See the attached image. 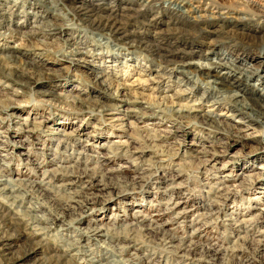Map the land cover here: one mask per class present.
<instances>
[{
	"label": "rangeland",
	"instance_id": "1",
	"mask_svg": "<svg viewBox=\"0 0 264 264\" xmlns=\"http://www.w3.org/2000/svg\"><path fill=\"white\" fill-rule=\"evenodd\" d=\"M13 1L0 0V5L11 6H0V31L18 33L0 43L11 45L13 40V45L34 50L21 58L28 64L21 68L35 80L39 74L52 77L42 83L24 79L30 84L25 89L0 80V166L9 165L7 171L0 169V180H25L45 203L29 210L39 205L30 195L21 206L9 207L11 200L2 197L0 205L6 202L7 212L20 217L17 212L43 219L53 217L49 210L62 215L41 222L45 232L33 228L37 236L45 235L44 241L16 264L36 263L50 249H65V242L76 241L65 256L74 264H264V149L256 151L264 147V128L255 123L246 128L242 115L230 112L227 102L215 104L223 97L209 96L204 82L210 84L211 76L180 73L218 62V54L228 48L235 65L241 60L243 67L257 68L251 83L260 80L264 86V23L240 21L233 14L192 27L185 17L155 2L135 12L138 7L129 8L127 0H62L64 10L59 12V6L54 13L65 20H71L73 11L129 14L124 23L128 37L106 40L105 31H83L76 21L63 35L42 37L32 35L36 29L31 28L38 18L34 13H46L42 4L32 0L12 7ZM213 1L229 9L252 5L264 11V0ZM50 14L49 20L62 23ZM132 41L134 48H129ZM75 45L90 50V55H78L84 62L76 65L68 61L77 57L66 56ZM7 54L9 49L2 55ZM20 63L11 66L19 69ZM3 66L0 62V71ZM94 72L105 73L111 92L95 81ZM224 78L226 85L231 83L232 78ZM243 80L232 83L224 95L255 93ZM127 99L138 103H123ZM11 100L14 106L5 108ZM105 104L121 108L104 113L99 106ZM178 106L198 112L181 119L170 113ZM86 228L100 233L87 237ZM162 235L166 239L159 241ZM28 246L26 237H20L8 254L21 255ZM0 264H7L1 254Z\"/></svg>",
	"mask_w": 264,
	"mask_h": 264
},
{
	"label": "bare ground",
	"instance_id": "2",
	"mask_svg": "<svg viewBox=\"0 0 264 264\" xmlns=\"http://www.w3.org/2000/svg\"><path fill=\"white\" fill-rule=\"evenodd\" d=\"M30 1H32V0H15V1H13L12 7H15L16 5H18L20 3L31 4ZM33 1L34 2L36 1L35 3H38L39 5L42 4L41 6L45 8L46 13L44 12L45 14L41 15L40 17H39V15H37V13H34L35 17L38 16V18H36L37 20H35V23L31 27L33 29H36L35 33H32V35L36 34V35H40L42 37L48 36V35H54V34H58V33L63 35L64 34L63 30L68 29L70 26V23L72 25L76 21V22L80 23V25H78V26H80L81 30H83V31L86 29L95 30V31H105L106 32L105 33L106 40L112 39V41H114V42H119V41L123 42L124 39L128 37V35L124 31L125 30L124 23L127 22L128 19L130 18L128 16L129 14L126 15L123 13L124 14L123 15L120 12L116 13V12L112 11L113 9L112 10L110 9V11H108V13L102 12V14H105V15H102L99 13H95V14L91 15L92 13L90 14V12H86L87 14L90 15V16H88L84 12H82L81 14H77L76 12L73 11V14L71 16V20H65L61 16V13H62L61 11L64 10V2L62 0H33ZM127 1L130 3L128 5L129 8L132 5H135L136 7H138L137 9L134 8L135 12H139L140 8L147 7L152 2H155L158 5H162L163 7L167 8L170 11H173L176 14H180L182 17H185L187 20V24L191 25L192 27H195V25H197L199 23L211 21L213 19L214 20H226V19H229L231 16H233V14H234V16H236V15L241 16V17H237V19L240 21L246 22L247 20L253 21L254 19H258L264 23V11L258 10L259 8L257 9V7L255 8L252 5H250L249 7H245L243 5L244 8H242L243 9L242 10V9L237 8L238 5H237V7L229 9V8L223 7L222 5H220L219 2L217 3L216 1H213V0H127ZM7 3H9V2H7ZM7 3L5 2L2 5H0L1 8L3 7V9L9 10L11 8V6H9ZM59 6H61L62 9L58 10ZM125 7L126 6H124V8ZM124 8H123V10H125ZM126 8H128V7H126ZM35 9H38V8L35 7ZM55 10H58L61 13L56 14V13H54ZM126 10H130V9H126ZM49 13H52L50 15H52V17H54L53 19L62 20V23L57 24V22L55 23L56 20L53 22L51 20H49L47 18V16H49ZM25 14L28 15L29 12H26ZM238 14H241V15H238ZM137 18H138V16H137ZM45 19H46V21H44ZM3 20H4V22H7V20L9 22V18L7 19L4 16H3ZM3 28H4V26H3V23L1 21L0 22V30ZM179 28H181V27H179ZM177 29H178V27H177ZM7 31H9V33H7ZM7 31H6V33L0 31V42L4 38H7V39L10 38L9 34L16 35L15 33H18L16 31H11L8 29H7ZM24 35H26V34H24ZM193 35H196L195 32L193 33ZM22 38H24V37H22ZM212 40H210V41H212ZM262 40H264V35H263ZM92 41H94V40H92ZM38 42L42 43V41H38ZM6 43L7 42H5V41L3 43H0V51H1L0 52V62L1 63L3 62L6 64V66H3V69L0 71V80L9 82V85H8L9 87L14 86L15 89H16V87H20L21 89H25V88H28L30 86V84H28L27 81L24 79H30L33 81V83H35V82L36 83H42L43 78L51 79L52 76L49 75L50 74L49 72H48L49 73L48 75L43 76V77H42L43 74L41 75V74H39L41 72H39L38 74L40 76H38V77H40V79L35 80V78L33 77L34 76L33 74L27 73V72H25V69H23V68L28 67V64L24 60H21V58L22 57L26 58L28 56V53H30L31 51H34V50H30V48L26 49L25 47L23 48L22 45L19 43L17 45H13L14 44L13 40L11 41V43H12L11 45L6 44ZM133 44H134L133 41H132V44H128L129 48H134ZM62 48H64V47H62ZM8 49L10 50L11 55H8V54L5 56L2 55L3 51L8 50ZM37 49H39V48H37ZM141 49H142V47H141ZM234 49H235V47H234ZM57 50L59 51V53H61L63 51V50H60V48H58ZM43 51H45V50H43ZM67 51L70 54V55H66V53H65L67 58H71V56L77 57V58H71L68 61L69 64L73 63L74 65H76L77 63L84 62V59H82V58L79 59L78 55H90V53H89L90 50L89 51L85 50L84 48L77 47L76 45L73 48H70V47L67 48ZM15 52H16V54L14 55ZM260 53L264 54V48L261 49ZM218 55L219 56L221 55V56L219 57V61L216 63L213 62V63L204 64V65L202 64V65L198 66V69H196V71L195 70L189 71V70H191V68H188L187 72L182 71L180 73H182L183 75H192L191 73H193L194 75L198 74V77L200 79H202L203 77H206V76H211L214 80L211 81L210 84L207 81L204 82V84L207 86L206 89L208 91L209 96H214L216 94H220V96L223 97L222 98L223 101H217L216 103L214 102L215 104H221L223 102H227L230 105V109H229L230 112H232L234 114L236 113V114L242 115V117H243L242 119H244L246 121L244 123H247V125L245 126L243 123H241V124L246 128H250L249 125L252 123H255V125H258V126H261L264 128V86L260 83V80H256V83H251L252 79L255 78L257 75L256 74L257 68L254 66L243 67L244 61H241V60H237L238 62L235 65L234 60L231 58L234 55V52H232L230 49L228 50V48H227L225 53L220 52ZM235 58L238 59V56H236ZM18 62H21L19 64L20 65L19 69L16 68L15 66H11V65H16ZM106 62H108V61H106ZM103 66L109 67L106 64ZM21 67H23V68H21ZM98 67L101 69L102 65L98 66ZM188 72H191V73H188ZM94 73H95V75H94L95 81L100 83L102 86H105L107 88V89H105V91H109L108 88H110L111 85L107 84V77H106L105 73H102V72H94ZM106 73H108V72H106ZM88 75H90V74L88 73ZM236 75H238V76L236 77ZM224 76H227V78H229V79L232 78V79H230V80H232L231 83L229 82L230 84L226 85V83L224 81L225 80ZM243 77H245L246 80H243ZM137 79H139V78H137ZM229 79H227V80H229ZM241 80H243L246 83V84L244 83V87H246V86L254 87L253 90L256 91L255 92L256 94L254 92H252L246 96L242 91H237L232 96H225L224 95L223 92H225V90H230L232 83H235V81H241ZM115 82H116V80H115ZM140 84H142V83H140ZM132 85H134V83ZM219 86H220V88H219ZM121 87H128V86H122L121 85ZM128 88H123V89L128 90ZM260 88H261V90H260ZM210 89H213V91ZM257 91H261L260 94L259 93L257 94ZM18 92H20L22 94L24 93L23 91H18ZM109 92H111V91H109ZM128 93H130V92H128ZM44 95H48V93H45ZM124 96L125 95H123V97ZM110 97L112 99H115V97H117L116 89L114 90V92L112 91ZM72 101L73 102L77 101L78 103H80L82 105V103L79 99L73 98ZM15 102H16V100H15ZM13 103H14L13 100H11V102L6 103L5 108L14 106ZM123 103H125V104H132V103L137 104L138 102H129L127 99V100H124ZM106 104L99 106L101 109V112L103 111L104 113H107V112L109 113L112 110H119V107H120L119 104H117V105L116 104L115 105H106ZM96 105H97V103H96ZM190 105H192V104H190ZM212 105H214V104H212ZM193 106H195V105H193ZM193 106H178L175 109L170 110L171 111L170 113L176 114L177 117L181 118V119L187 118L190 114L192 115L193 113L198 112L196 110L197 108L195 109ZM211 112L212 111L210 110L207 112V114H210ZM222 115H223V113L220 116H222ZM205 116H206V114H205ZM207 117H208V115H207ZM232 117H233V115H231V118ZM192 118L195 119L196 117L192 116ZM210 118H211V116H210ZM213 119L214 118H212V120ZM212 123H213V121H212ZM214 123H217V121H214ZM214 125H216V124H214ZM218 126H219V124H218ZM218 128H220V127H218ZM234 129H232V130H234ZM34 131H36V130H30L27 132L34 133ZM241 131H242V129H241ZM258 136L261 138L263 137V135L261 136V134ZM229 137H231V136H229ZM249 137H250V135L248 134L244 138H249ZM236 138H238V137H236ZM231 141L234 143H237L239 140L231 139ZM9 146L10 145H6L5 148H7ZM5 148H1V149H3L4 151H7ZM256 149H257L256 151H260L261 149H264V147L263 148H256ZM255 153L257 154L259 152H255ZM1 157L5 158V156H1ZM8 166L5 165V167L3 169H1V166H0V169L2 171H7ZM2 167H3V165H2ZM71 176L79 177L76 174L75 175L72 174ZM0 177H4V175L0 174ZM24 181L25 180H21V179H14L13 180L12 178L11 179L6 178L4 180H0V197H2L3 200H11V203L9 204V207H11L14 204H19L20 201H23V198H26V197L31 195V196H35V198L37 199L36 203L39 204L38 206H40V207H38V206L37 207H34V206L28 207V208H30L29 210H38L41 207H44L45 202H43L42 200H41L42 202H40L38 200V199H40L39 196H37L36 194L33 195V191H31L32 189L30 187H28L29 185L25 184ZM15 191L20 192V193H18L19 195H14ZM103 200H104V202L109 201L108 199H103ZM1 203H2V205H0V254H1V256L5 257V262L7 264H16L17 261L26 258L30 253L34 252L37 249V247H39L41 245V242L44 241L43 238L45 236L44 235L45 233H43V235H44L43 238L40 235L37 236L38 233L33 232L32 231L33 228L35 227V228L41 229L43 232H45V230H47V229L44 227H42V228L39 227V224L41 222H46V221L54 222L56 220H59L62 217V215L57 214L53 210L52 211L49 210L50 213H48V214H50L53 217L50 219L49 218L43 219V218H36L34 215H31V214L29 215V214H27V212L26 213L17 212V213H19V215L23 216V217H20V216H17L15 214L8 213L7 210L5 209V206H7L6 202H4V204H3V202L1 201ZM91 203H93V202H91ZM18 206H21V204H19ZM83 207H86V205H84ZM99 233H100V230L98 228H86L83 234L86 235L87 237L91 238L93 236L99 235ZM162 236L159 239V241H164L166 239L164 237L165 235L163 237ZM20 237H26V241H27V244L29 245L28 246L29 248L23 254L21 253V255L9 256L8 251H10L12 249L13 241L20 238ZM125 239H127V238L125 237ZM46 240H48V239H46ZM65 243L68 245L67 247H65V249L54 247L53 249H50L49 252H46L45 256H43V258L41 260L38 259V261L36 263H33V264H74V263H72L71 260L67 259L65 256L67 255V252H69L68 250H70V248L75 247V244L77 243V241H76V243L75 242L74 243L73 242H65ZM208 249H210V248H208ZM91 263H92V261H91Z\"/></svg>",
	"mask_w": 264,
	"mask_h": 264
}]
</instances>
